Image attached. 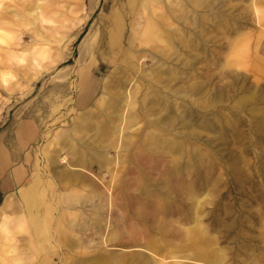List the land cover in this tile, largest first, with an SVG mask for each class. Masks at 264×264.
<instances>
[{
  "label": "rangeland",
  "instance_id": "374dc122",
  "mask_svg": "<svg viewBox=\"0 0 264 264\" xmlns=\"http://www.w3.org/2000/svg\"><path fill=\"white\" fill-rule=\"evenodd\" d=\"M105 3L108 6L103 8ZM111 5V0H0V14L9 16V11L20 14L12 16L14 26L5 28L11 35L7 41L14 53L5 54L0 49V71L5 74V82L0 79V132L12 129L24 120L38 128V137L28 149V177L24 183L30 182L29 177L35 174L40 189L38 193L44 195L47 203L48 181H51L53 171L73 166L71 155L60 140L65 137L64 134L76 139L72 126L78 112L91 107L101 94L99 89L90 104L83 108L76 107L79 75L86 71L90 80L97 78L102 81L114 67L111 62L106 64L111 59L106 31L107 17L115 7L111 8ZM204 5L193 9L191 17L197 19L195 24L193 19L184 26L175 22L181 32L186 27L191 28L194 45L188 47L186 40L180 42L181 35L174 34L169 51L177 52V56H159L157 62L151 56H146L142 72L149 73V77L145 76L146 81L149 79L153 82L152 89L157 94L159 104L154 107L155 112L158 111L155 119L164 118L167 112L178 117L174 126L169 125L170 131L164 130L162 133L166 136L176 135L183 149L179 155L167 158L177 159L183 165L188 159L195 158L199 164L195 178V201L198 199L201 202L196 211L205 233L203 239H212L214 244L211 247L225 253V264H264V53L260 51L254 54V42L261 27L258 24L255 26L247 2L242 0H213V5L208 9H204ZM36 6H39L45 21L27 15L26 11ZM68 6L74 12L61 16ZM213 10L216 13H212ZM23 14L27 17L25 22L22 21ZM130 32L128 26L124 48L128 45ZM246 41L249 44L248 55L224 60L232 44L242 48ZM91 42L94 51L88 53L87 45ZM34 48L38 51L43 48L44 55H35ZM193 54H197L196 59L192 57ZM194 72L201 76L203 85L208 86L211 98L208 118L214 127L207 131V140L199 138L192 143L187 123L192 105L189 86ZM167 73L173 78L168 82L171 86L169 90L163 87L165 82L157 83L150 78L156 75L164 80ZM183 89L188 91L184 92ZM142 124L141 120L128 130L127 137L132 139L128 147L107 152L109 157L114 158L113 162L116 161L112 166L114 169L121 163H117L119 155L120 158L125 156L121 164L123 170L137 146L141 147L146 132ZM60 146L64 147L61 148L63 150H58ZM63 157L65 160H62ZM158 161L157 168L131 175L155 192L162 189V173L168 166L165 160L157 158ZM203 161L206 168L202 167ZM93 174L97 175L96 169ZM137 191L131 192L135 195ZM60 193L62 198L73 192L67 190L64 194ZM11 195L16 205L23 206L17 190ZM183 196L182 191L180 197L175 196L174 199L182 203L185 202ZM6 197L0 199V205ZM105 198L103 196V200ZM88 204L90 201L77 212L76 218L62 208L54 210L53 224L57 227L60 222L62 232L56 233L51 229L44 235L36 232L28 220L29 213L45 216L43 204H37L32 212L24 208L9 211L10 217L25 215L20 228L11 226L17 231L15 243L18 249H24L22 255L29 257L25 264H95L96 261L99 264L98 260L119 253L129 256L140 251L151 255L147 251L118 244V239L130 242L121 237V233L128 236L125 229L127 220L124 218L117 228L118 238L113 243L108 240L112 220L122 213L126 214L127 210L115 207L110 215V207L109 210L103 207L100 221L102 233L94 234L95 228L79 223L84 213L91 209ZM72 219L76 223L71 228L69 223ZM179 228L176 226L169 231L172 233L170 236L178 238L176 244L185 238V231ZM76 234L80 238L78 245ZM29 237L32 238L30 246L27 243ZM9 242L3 240L0 234V243L6 247Z\"/></svg>",
  "mask_w": 264,
  "mask_h": 264
},
{
  "label": "bare ground",
  "instance_id": "6f19581e",
  "mask_svg": "<svg viewBox=\"0 0 264 264\" xmlns=\"http://www.w3.org/2000/svg\"><path fill=\"white\" fill-rule=\"evenodd\" d=\"M111 1V8L115 7L110 10V15L107 17L108 28L106 30L111 59L106 64L109 65L111 62L114 67L102 81L97 78L90 80L86 71L80 73L79 94L75 106L86 107L92 102L94 94L99 89L101 94L93 101L91 107L78 112L77 120L73 122L72 126L73 136L76 139L73 140L74 138L64 134L66 138L63 137L62 141L60 140L67 153L71 155V165L73 166L53 171L54 175L51 174V181H48V203L44 195L38 193L40 189L37 186L38 179L35 178V174L29 177L31 178L30 182L22 184L17 190L23 200V206L16 205L12 195H7L6 200L0 205V234L3 240L10 242L6 247L5 244L0 243V263L25 264L26 258L29 259L28 256L22 255L24 249H21L22 251L18 249L19 246L15 243L17 231L11 227L15 225V229L20 228L25 215L10 217L9 211L16 212V209L24 208L32 212L37 204H43L45 216L40 217L37 213H29L30 224L36 232L43 235L51 229L56 233H61L60 222L57 227L53 224V211L62 208L69 211L68 214L73 218H76L77 212L84 209L87 202L90 201L88 207L91 209L84 213L83 220H79V223L95 228L96 230H89H93L94 234L102 233L103 228L100 221L102 220L101 209L103 207H106V210H109L110 207V215L113 214L115 207L118 210H127L126 214L122 213L112 220L108 240L113 243L118 238L119 230L117 228L124 218L127 220L125 229L128 236H122L123 233H121V237L130 242H122L124 240L118 239V244L151 253L148 255L135 251L129 256L119 253L111 258L98 260L99 264H189L182 260L204 264H225V253L218 252L211 247L214 244L212 239H203L205 233L197 216L196 210L201 205L198 199L195 201V178L198 175L199 164L195 158L188 159L185 165L177 159L167 158L179 155L183 149V145L176 135L166 136L162 133L164 130L170 131L169 125L174 126L178 117L174 113L167 112L164 118L155 119L154 115L158 111L155 112L154 107L159 104L156 98L157 94L155 95L152 89L153 82L149 79L146 81L145 76L149 77V73L142 72L146 56H151L156 62L159 61V56L162 57L166 54L169 55V58H173V55L177 56V52L170 53L169 51L174 34L181 35L180 42L186 40L188 47L194 45L190 33L191 28L186 27L185 31L181 32L175 22L184 26L193 19V24H195L197 19L191 17L193 9L203 4H205L203 8L208 9L213 5V0ZM242 1L247 2L255 26L258 24L261 27L258 28L254 42V54L260 51L264 53V40H262L264 37V0ZM107 6L108 3H105L103 8ZM38 8L39 6H36L35 9L27 10V15L45 21L46 19ZM73 12L74 10L68 6L66 12L61 16L65 17L67 13ZM212 13H216V10H213ZM8 14L10 15L0 14V49L5 54H12L14 53L13 48L7 41L11 35L5 28L14 26L12 16L16 17L19 13L9 11ZM21 16L22 21L25 22L26 15ZM128 26L131 28V32L127 39L128 45L124 48ZM88 36L89 33L85 40L88 39ZM247 42L243 44L242 48L232 44L224 60L233 56L237 58L248 55L249 44ZM3 44L6 46H2ZM92 51H94V44L91 42L87 45V52L91 53ZM33 53L44 55V49L38 51L34 48ZM192 57H197V54H193ZM4 75V72L0 71V79L3 82H5ZM150 78L157 83L165 82L163 87L168 90L171 87L168 82L173 79L168 73L164 80L156 75L150 76ZM191 79L189 96L192 97V105L188 111L190 119L187 127L189 128L188 134L192 135L190 139L194 143L199 138L207 140V131L212 128L213 124L208 118L211 113L208 86L203 85L201 76L197 72L193 73ZM172 91L174 92V90ZM183 91L187 92L188 90L183 89ZM169 109L172 110V108ZM88 119L89 121H86ZM141 120L143 129L146 130L141 147L137 146L123 170L121 164L125 156L120 158L119 155L117 163H121L114 169L112 166L116 161L113 162L114 158L109 157L107 152L128 147L132 139L127 137V132ZM195 130L199 131L195 133ZM89 133L92 134L89 135ZM61 148L64 147L60 146L58 150H63ZM199 153L202 155L200 150ZM157 158L165 160L168 166L162 173V189L155 192L150 190L144 182L131 175L144 172L145 169L157 168L159 166V161L156 162ZM62 160H65V157ZM202 167L206 168L204 161ZM95 169L97 175L93 174ZM102 172H104L103 175ZM56 190H58V194ZM67 190L73 193L66 194L61 198L60 191L64 194ZM132 190L138 191L134 195ZM182 191L185 202L177 203L174 197H180ZM103 196H106L104 200ZM165 198H170V200ZM75 223V220L72 219L69 226L72 228ZM176 226L180 227L179 230L185 231L184 240H180L178 244L175 243L178 238L170 236L172 233H169ZM76 237V245H78L80 238L77 234ZM31 240V237L27 240L29 246Z\"/></svg>",
  "mask_w": 264,
  "mask_h": 264
},
{
  "label": "crops",
  "instance_id": "0c3cea01",
  "mask_svg": "<svg viewBox=\"0 0 264 264\" xmlns=\"http://www.w3.org/2000/svg\"><path fill=\"white\" fill-rule=\"evenodd\" d=\"M37 137L36 125L25 120L0 132V199L18 190L26 181L28 149Z\"/></svg>",
  "mask_w": 264,
  "mask_h": 264
}]
</instances>
